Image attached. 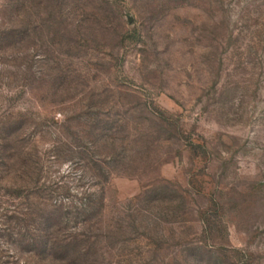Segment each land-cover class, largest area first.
Masks as SVG:
<instances>
[{"label":"rangeland","instance_id":"rangeland-1","mask_svg":"<svg viewBox=\"0 0 264 264\" xmlns=\"http://www.w3.org/2000/svg\"><path fill=\"white\" fill-rule=\"evenodd\" d=\"M0 264H264V0H0Z\"/></svg>","mask_w":264,"mask_h":264}]
</instances>
